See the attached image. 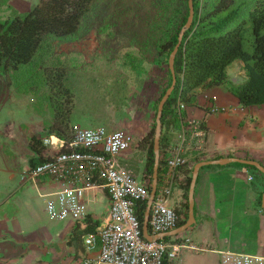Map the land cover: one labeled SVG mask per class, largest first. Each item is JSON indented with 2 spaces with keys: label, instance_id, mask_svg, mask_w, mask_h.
<instances>
[{
  "label": "crops",
  "instance_id": "1",
  "mask_svg": "<svg viewBox=\"0 0 264 264\" xmlns=\"http://www.w3.org/2000/svg\"><path fill=\"white\" fill-rule=\"evenodd\" d=\"M76 54L81 53L76 50L71 52L73 56ZM59 55L58 52L55 58L57 57L66 67L62 59L66 56L65 53ZM144 63L146 64L142 81H136L135 84H127L124 87L133 106L145 109L143 126L138 136L135 137L132 134V144L118 158L120 165L130 170L128 162L133 159L134 145L141 147L135 141L137 142L151 125L153 101L160 87L158 78L156 82H153L150 76H147L149 74H146L150 67L155 69L156 75L160 74L159 68L155 67L153 61L148 60ZM238 63L243 65L241 60L232 62L239 66ZM229 67L227 73L231 80ZM106 71L108 70L97 68L83 71L79 74L80 82L98 84L100 80L97 76ZM70 87L74 92L71 123L82 126L101 125L98 121H91L80 114H74L77 105L76 91L71 85ZM16 93L19 92L8 85L0 73V140L1 138L10 139L19 125L25 128L23 135L29 146V138L32 135L43 138L50 134L48 124L52 121V110L47 105L37 108L32 105L33 103H22L21 100H17ZM212 105L225 106L226 109L212 110ZM18 115L21 117L18 119L19 124L16 123ZM128 117L119 122L116 118L111 119L109 123L115 124L116 128H112V125L107 123L103 125L109 129L125 128L129 122ZM184 118L198 119L205 131L203 137L188 139V143L185 144V166L193 169L196 162L194 158L200 155L202 159L207 160L227 156L249 158L264 165V103L244 106L229 92L225 84H221L204 90L200 89L196 103L185 105ZM94 122L98 123L94 124ZM89 123L90 125H86ZM179 131L180 127L171 133L172 146L178 140ZM49 152H51L50 147ZM32 155L33 151L21 164L11 163L8 157L3 155L0 141V264H83L82 258L91 252L86 251L83 242H76L70 236L72 230L80 225V220L58 219L62 223L53 224L50 227L43 225L41 228L35 225L32 226L36 228L34 230L26 229L21 223V219L25 217L22 216L23 207L20 206L19 201L28 205L32 198L39 196L38 190L48 191L54 185L46 176L35 181L24 177L22 172L30 167L29 159ZM144 163L145 151L141 179L146 182L150 179L148 183L151 186L152 174L150 177L143 174ZM242 163L231 160L223 163L209 162L200 166L193 191L195 221L168 237L189 236L202 249L185 250L177 264H221V250L264 256V208L261 198L264 191V172L256 166L257 169L251 164ZM180 167L175 184L177 198L172 203V207L182 203L180 179L183 173ZM10 182L13 185L18 184L20 188L17 189L18 187L14 186V190L10 189L12 186L9 185ZM28 183H31L32 187L28 188L29 190L26 188ZM86 199L88 213L100 219L106 213L109 202L106 190L102 187L89 189ZM24 209L27 211L26 206ZM176 227L169 230H174ZM166 264L172 263L168 261Z\"/></svg>",
  "mask_w": 264,
  "mask_h": 264
},
{
  "label": "trees",
  "instance_id": "2",
  "mask_svg": "<svg viewBox=\"0 0 264 264\" xmlns=\"http://www.w3.org/2000/svg\"><path fill=\"white\" fill-rule=\"evenodd\" d=\"M93 2L37 0L29 9L14 11L0 19V73L5 82L19 93L36 95L41 105L49 106L52 121L48 132L67 139L72 136L70 114L74 92L68 84L65 65L53 56V40L72 39ZM149 3L153 16L146 18V37L138 41V54L159 68L161 83L153 101L151 125L136 143L145 151L143 174L150 177L154 165L157 103L172 80L168 57L186 21L188 4L187 0H149ZM193 9L191 25L184 32L174 57L176 82L162 109L158 178L171 150V133L180 127L184 118V109L179 112L178 102L194 104L200 89L226 84L227 69L234 60L243 62L246 76L241 82L227 83L229 92L244 106L264 103V0H193ZM29 147L33 151L30 167L52 155L39 136L29 138ZM202 158L196 156L194 162ZM185 165L180 167L182 203L173 206L178 215L177 225L185 222L188 214L192 169ZM145 205L146 201L136 204L141 228ZM99 221L87 213L72 230L71 238L83 242V235L94 230Z\"/></svg>",
  "mask_w": 264,
  "mask_h": 264
},
{
  "label": "built area",
  "instance_id": "3",
  "mask_svg": "<svg viewBox=\"0 0 264 264\" xmlns=\"http://www.w3.org/2000/svg\"><path fill=\"white\" fill-rule=\"evenodd\" d=\"M185 104L178 102L179 112ZM212 110L225 106L212 105ZM205 134L198 119H181L177 142L166 159L165 169L157 179L154 198L149 211L151 233L176 227L178 215L170 204L177 182L178 170L186 159L188 139ZM51 156L25 170L24 177L35 181L42 176L53 182L48 191L38 190L47 215L54 219L78 221L88 213L86 193L102 187L109 197L106 213L94 230L83 235L87 254L83 264H177L183 251L202 249L189 236L148 239L143 236L136 213L138 201L149 198L148 182L138 180L132 171L119 163V155L129 148L132 135L122 128L109 129L105 125H72L67 139L54 133L42 138ZM221 264H264V256L233 250L220 251Z\"/></svg>",
  "mask_w": 264,
  "mask_h": 264
},
{
  "label": "rangeland",
  "instance_id": "4",
  "mask_svg": "<svg viewBox=\"0 0 264 264\" xmlns=\"http://www.w3.org/2000/svg\"><path fill=\"white\" fill-rule=\"evenodd\" d=\"M36 1L0 0V19L7 17L14 11H25ZM152 11L153 8L149 0H94L92 8L82 16L72 39L55 38L53 40V56L55 57L58 52L60 53L59 56L63 53L66 55L64 56L66 58L63 57L62 59L68 70V82L76 91L77 105L74 114H80L83 118H89L91 121H98L101 125L104 123L112 125L111 122V124L109 123L111 119L116 118L119 122L129 116V122L124 127L130 132L125 128L122 129L135 137L138 136L139 130L143 126L145 109L140 106L138 108L133 106L124 87L127 84H135L136 81L141 82L144 78L143 72H145L144 65L146 63L138 54L137 44L139 40L146 37L144 34L148 27L146 26V18H149L150 15L153 16ZM74 50L81 54L71 55ZM62 59L61 61H63ZM147 65L151 66L150 64ZM238 65L232 63L229 65L231 80H228L226 84L231 81L238 83L245 78L243 65L240 63ZM92 68L108 71L97 76L100 80L98 84L80 82L79 74ZM150 68L149 71L146 69V74H149L147 76H150L153 82H156L155 80L158 78L160 85V74L156 75L155 69ZM16 97L22 103L28 102L33 103L34 107H42L40 100L34 94L21 96L16 93ZM20 118L18 115L17 124H19L18 119ZM98 122H94V124ZM86 125H90V123ZM112 128H116V125L113 124ZM24 131L25 128L18 125L10 139L1 138L0 140L2 153L8 157L11 163H23L32 152L24 138ZM133 150V159L128 162V165L136 179L142 180L144 150L135 145ZM25 170L22 172L23 175ZM11 182L9 183L12 185L10 189L14 190L18 187V184L13 185ZM30 184L28 183L26 186L27 189L32 188ZM176 191L177 187H174L170 199L171 205L177 198ZM19 204L23 207L21 213L25 217L20 218L21 223L26 229L34 230L36 228H32V226L35 225L41 228L43 225L50 227L53 224L62 223L58 219L49 218L45 211L44 202L39 196L32 198L28 205H24L20 201ZM25 206L27 211L24 209Z\"/></svg>",
  "mask_w": 264,
  "mask_h": 264
},
{
  "label": "water",
  "instance_id": "5",
  "mask_svg": "<svg viewBox=\"0 0 264 264\" xmlns=\"http://www.w3.org/2000/svg\"><path fill=\"white\" fill-rule=\"evenodd\" d=\"M188 4V15L186 18V21L184 24L181 26L178 36H177V42L174 45L173 49L171 50L169 57H168V65L170 68V71L172 73V80L169 86L165 89L164 93L161 95L158 103H157V108H156V114H155V125H154V137H153V151H154V165H153V171H152V180H151V187H150V193H149V198L146 200V205H145V210H144V219L142 223V234L144 237L148 239H157L161 238L164 236L171 235L173 233H176L186 226L190 225L192 222L195 221V216H194V196H193V191H194V184L196 180V176L198 173V170L200 166L209 163V162H219L223 163L226 161H239L247 164H251L256 166L259 170L264 172V165L261 164L259 161L255 159H249V158H242V157H236V156H227V157H222L218 159H202L198 160L194 163L192 173H191V179L189 183V189H188V214L185 222L180 224L178 227H176L174 230H169V231H163V232H156V233H151L149 228H148V218H149V211H150V205L152 202V199L154 198L155 190H156V185H157V179H158V166H159V148H160V136H161V131H162V121H161V115H162V109L163 105L171 93L175 82H176V75H175V70H174V57L176 54V51L178 49V46L181 42L182 36L184 32L189 28L192 22L193 18V0H187ZM262 206L264 208V191L262 193Z\"/></svg>",
  "mask_w": 264,
  "mask_h": 264
}]
</instances>
